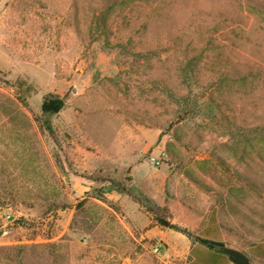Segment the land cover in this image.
Here are the masks:
<instances>
[{
	"label": "rangeland",
	"instance_id": "374dc122",
	"mask_svg": "<svg viewBox=\"0 0 264 264\" xmlns=\"http://www.w3.org/2000/svg\"><path fill=\"white\" fill-rule=\"evenodd\" d=\"M132 196L264 264V0H0V264H186Z\"/></svg>",
	"mask_w": 264,
	"mask_h": 264
},
{
	"label": "trees",
	"instance_id": "16d2710c",
	"mask_svg": "<svg viewBox=\"0 0 264 264\" xmlns=\"http://www.w3.org/2000/svg\"><path fill=\"white\" fill-rule=\"evenodd\" d=\"M107 8L108 7L100 14V20L98 21L99 25L101 23L103 25L105 24L106 17L109 13ZM64 105L65 100L63 97L55 94H48L43 97L39 108L42 114L52 115L61 110ZM178 118L180 119L181 117L178 116ZM44 125L48 132L52 134L46 121ZM132 199L142 205L145 210L152 215L155 223L162 227H168L178 231L191 241L188 255L189 259L186 264H232L228 260L226 254L218 251L217 247L222 245V242L216 236H212L209 232L205 231L202 234H197L184 226L172 222L170 220V210L166 204L159 205L148 201L142 196H132ZM253 248L256 249V253H254L255 256H264V249L261 248V245L257 244Z\"/></svg>",
	"mask_w": 264,
	"mask_h": 264
},
{
	"label": "water",
	"instance_id": "95a60500",
	"mask_svg": "<svg viewBox=\"0 0 264 264\" xmlns=\"http://www.w3.org/2000/svg\"><path fill=\"white\" fill-rule=\"evenodd\" d=\"M217 249L226 254L228 260L232 264H253L250 257L244 251L236 247L222 244L218 246Z\"/></svg>",
	"mask_w": 264,
	"mask_h": 264
},
{
	"label": "built area",
	"instance_id": "2783aa9c",
	"mask_svg": "<svg viewBox=\"0 0 264 264\" xmlns=\"http://www.w3.org/2000/svg\"><path fill=\"white\" fill-rule=\"evenodd\" d=\"M165 159V153L163 151H160L157 154L150 153L148 155L147 160L153 165V166H160ZM154 251H157V248H154Z\"/></svg>",
	"mask_w": 264,
	"mask_h": 264
}]
</instances>
